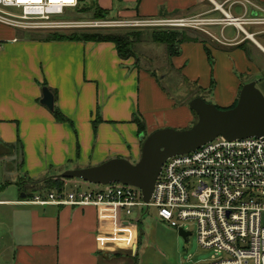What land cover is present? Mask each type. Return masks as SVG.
<instances>
[{
    "label": "crops",
    "instance_id": "obj_1",
    "mask_svg": "<svg viewBox=\"0 0 264 264\" xmlns=\"http://www.w3.org/2000/svg\"><path fill=\"white\" fill-rule=\"evenodd\" d=\"M95 1L107 19H186L219 7L235 15L237 9L236 0ZM47 33L0 23V264H129L140 231L123 214L92 206L30 205L19 184L116 158L139 162L143 144L135 112L147 120V137L187 126L193 112L170 101L155 77L136 68L134 58L122 60L114 44L47 42ZM203 41L183 44L181 54L171 58L173 67L206 87L213 76L217 107L229 109L245 86L235 70L244 76L258 69L246 47L221 46L205 36ZM253 43L264 52L256 39ZM43 88L56 92L55 107L73 126L57 123L41 104Z\"/></svg>",
    "mask_w": 264,
    "mask_h": 264
},
{
    "label": "built area",
    "instance_id": "obj_2",
    "mask_svg": "<svg viewBox=\"0 0 264 264\" xmlns=\"http://www.w3.org/2000/svg\"><path fill=\"white\" fill-rule=\"evenodd\" d=\"M81 0H0V23L29 32L62 29L179 28L196 29L217 43L231 46L227 28L237 32L235 40L254 41L264 34V10L248 0H236L234 15L219 7L214 13L186 19H89L79 14ZM14 9L18 13H10ZM77 10L70 18L68 12ZM219 12L220 16L214 15ZM220 28V38L212 30ZM243 40V41H244ZM225 41V42H223ZM3 47L0 42V52ZM92 185V184H90ZM83 189L65 181L64 189L37 194L27 204L58 207H95L101 213L123 214L128 224L143 223L151 210L171 228L194 222L202 248L216 255L209 264H264V140L227 141L222 137L201 149L169 159L163 166L149 203L142 192L122 184L92 185ZM192 235V234H191Z\"/></svg>",
    "mask_w": 264,
    "mask_h": 264
},
{
    "label": "rangeland",
    "instance_id": "obj_3",
    "mask_svg": "<svg viewBox=\"0 0 264 264\" xmlns=\"http://www.w3.org/2000/svg\"><path fill=\"white\" fill-rule=\"evenodd\" d=\"M92 0H85L83 4L89 5ZM256 8L264 10V0H248ZM10 13H18L13 9H6ZM73 17L78 15L77 10L68 12ZM241 14V10L236 9V14ZM220 16V14H214ZM89 18L88 16H84ZM91 19V18H89ZM101 20V19H99ZM247 31L252 34H257L255 38L264 48V34L260 29L253 27H246ZM157 30L178 31L189 30L191 35L200 34L201 39L203 36L207 37L208 41L219 44L207 35L202 34L196 29H179V28H117V29H62L56 32H63L69 34L71 32H113L124 34L126 32H138V37L134 40V65L142 72H146L158 80L159 87L167 98L172 101L176 106H188L195 98H203L207 103L217 106L215 100V85L213 88L206 87L203 83H195V81L188 79V77L181 71L173 67L171 58L168 57L165 46L153 44L150 41V35ZM54 32V31H52ZM216 38H222L220 28L212 30ZM203 35V36H202ZM237 32L234 28H227L225 31V38L231 46L244 45L253 58V62L258 69L257 74L240 75L237 70L235 74L242 79L246 85L251 82H257V88L264 95V52L261 51L253 41L244 40L241 36L240 39L235 40ZM223 40V39H221ZM244 40V41H243ZM225 42V41H223ZM221 45V44H219ZM224 46V45H221ZM229 47V46H227ZM214 62L211 67L214 68ZM211 80L215 82L212 76ZM135 117L141 119L147 124V120L141 111L135 112ZM197 117L193 114V120L185 127L171 128L177 131H186L194 127L197 123ZM145 124V125H146ZM131 163L136 164L138 161L131 160ZM70 171V170H67ZM63 174V173H62ZM72 182L81 185L83 189L93 187L89 183L82 180L74 179ZM185 231L191 233L186 240L181 237L176 229L171 228L167 223L158 218V213L151 210L140 228V239L137 247V260L136 264H209L211 259L216 255L213 250H207L201 247L198 240V228L194 222L182 224ZM129 257V256H128ZM130 258V257H129ZM129 264H134L132 258L129 259Z\"/></svg>",
    "mask_w": 264,
    "mask_h": 264
},
{
    "label": "water",
    "instance_id": "obj_4",
    "mask_svg": "<svg viewBox=\"0 0 264 264\" xmlns=\"http://www.w3.org/2000/svg\"><path fill=\"white\" fill-rule=\"evenodd\" d=\"M257 84L251 82L242 88L238 104L233 109L222 110L203 98L193 99L189 108L197 116L194 127L186 131L166 128L148 137L140 136L144 143L141 159L136 164L116 158L96 167L66 171L58 178L78 179L92 185L135 187L142 192L143 200L149 203L163 166L169 159L193 153L220 137L227 141L264 140V95ZM42 93L41 104L52 112L55 108L53 93L48 88H43ZM178 233L185 240L191 236L183 229ZM136 249L135 246L134 251Z\"/></svg>",
    "mask_w": 264,
    "mask_h": 264
},
{
    "label": "trees",
    "instance_id": "obj_5",
    "mask_svg": "<svg viewBox=\"0 0 264 264\" xmlns=\"http://www.w3.org/2000/svg\"><path fill=\"white\" fill-rule=\"evenodd\" d=\"M85 0L80 1V5L78 8V12L81 15L88 16L91 19L99 20L108 18V12L101 9L95 0H92L89 5L83 4ZM138 32H126L124 34L121 33H113V32H71L69 34H65L63 32H48L43 40L47 42H82V43H112L115 45L118 55L122 60H129L135 58L134 53V45L135 38L138 37ZM150 41L153 44L165 46L167 55L169 58L177 57L181 54V46L185 43L190 42H202L200 34L196 32V34L191 35L189 30H174V31H166V30H157L150 35ZM204 42V41H203ZM240 48H245L244 45H241ZM208 58L210 63H213V58L211 56L210 51H207ZM215 85L214 81H212L211 88ZM46 87V85H44ZM55 100L57 99V94L55 91L50 90ZM238 100L235 104L229 108L233 109L237 106ZM189 106V104H188ZM219 108V107H218ZM221 109V108H219ZM224 110V109H222ZM228 110V109H226ZM192 111V110H191ZM193 112V111H192ZM193 114H195L193 112ZM52 115L57 123L59 124H69L73 126V122L68 119L59 109L55 107L52 111ZM196 116V114H195ZM197 117V116H196ZM101 123V117L98 114L97 118L93 122L94 130L97 131L98 125ZM133 123L138 126L139 137L144 135L146 136V125L145 123L134 116ZM144 142L142 141V144ZM17 145H21L20 142ZM20 187L23 193L27 194L28 199H32L35 194H46L53 191H61L64 189L65 181L60 178L49 177L42 182H21ZM141 224H138L139 231L141 228ZM134 264H136L137 254L135 256Z\"/></svg>",
    "mask_w": 264,
    "mask_h": 264
},
{
    "label": "bare ground",
    "instance_id": "obj_6",
    "mask_svg": "<svg viewBox=\"0 0 264 264\" xmlns=\"http://www.w3.org/2000/svg\"><path fill=\"white\" fill-rule=\"evenodd\" d=\"M57 1V0H56ZM35 2H38V0H35ZM66 2H72V0H66Z\"/></svg>",
    "mask_w": 264,
    "mask_h": 264
}]
</instances>
